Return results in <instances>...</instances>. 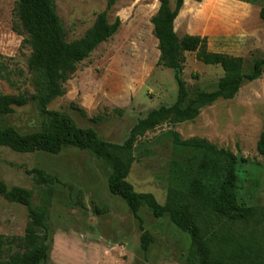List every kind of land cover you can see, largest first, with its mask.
I'll list each match as a JSON object with an SVG mask.
<instances>
[{"label": "rangeland", "instance_id": "rangeland-1", "mask_svg": "<svg viewBox=\"0 0 264 264\" xmlns=\"http://www.w3.org/2000/svg\"><path fill=\"white\" fill-rule=\"evenodd\" d=\"M108 2L54 0L67 41L82 37L103 11H107L109 23L118 17L121 24L77 65L64 84V95L48 109L69 115L80 128H93L107 142L122 144L150 110L175 102L177 84L174 72L158 65V42L151 23L158 0H116L110 8ZM262 7L264 0H184L174 30L179 37H206L210 51L241 57L248 71L254 60L264 58ZM15 9L14 0H0V62L10 71V82L0 79V94L34 93L37 80V72L28 70L30 49L23 42L24 35L15 31ZM184 55L179 75L189 95L215 90L222 69L197 61L193 53ZM47 122L32 102L1 118L0 128L12 126L28 133L42 130ZM263 126L264 74L244 83L233 99H219L202 108L193 121L163 124L140 138L127 181L136 192L151 193L164 204L169 162L181 156L165 134L173 130L183 140L206 139L232 151L240 160L236 169L239 204L264 207V157L256 150ZM32 169H42L58 180L52 192L37 186L26 174ZM110 171V166L91 152L71 146L55 155L21 154L0 147V179L9 188L29 190L32 204L46 207L50 237L46 264H184L190 246L188 234L167 215L155 218L146 206L139 211L141 225L153 241L147 251L141 249L139 222L124 200L107 188ZM27 220L24 206L0 196V235L22 236ZM239 229L225 227L223 233L230 231L236 236ZM259 243L264 248V234Z\"/></svg>", "mask_w": 264, "mask_h": 264}, {"label": "trees", "instance_id": "trees-1", "mask_svg": "<svg viewBox=\"0 0 264 264\" xmlns=\"http://www.w3.org/2000/svg\"><path fill=\"white\" fill-rule=\"evenodd\" d=\"M115 1L109 0L108 7ZM14 2L18 21L15 31L24 35L23 42L30 49L28 70L37 72V80L34 93L0 94V119L33 102L48 122L42 130L28 133H20L12 126L0 128V147L21 154L44 152L55 155L71 146L87 150L108 164L111 171L107 188L112 195L124 200L139 222L143 251H147L153 241L141 225L139 211L146 206L155 218L167 215L177 228L188 234L190 246L184 264H264V248L259 243L264 234V207L239 204L236 169L240 160L229 149L218 148L206 139L196 137L183 140L177 132L169 130L165 134L181 156L169 162L164 204H159L151 193L136 192L127 181L135 161L133 152L140 138L163 124L173 126L193 121L202 108L219 99H233L244 83L253 82L264 74V58L254 60L246 71L241 57L210 51L206 37L191 34L179 37L174 22L184 0H174L173 4L170 0H158V9L151 19L153 35L158 42V65L174 72L176 100L170 106L150 110L131 128L122 144L110 143L93 128H80L69 115L49 110L48 106L64 95V84L77 65L117 32L120 19L116 17L109 23L107 11H103L82 37L67 41L54 0ZM259 18L264 21V7L259 10ZM185 53H193L197 61L222 69L223 75L215 90H198L189 95L186 83L179 75ZM0 79L10 82V71L2 62ZM256 150L264 157V126ZM26 174L37 186H45L49 193L58 182L42 169L27 170ZM0 196L9 203L24 206L28 213L22 236L0 235V264H46L50 250L46 207L34 206L29 190L17 186L9 188L1 179ZM260 224L262 228L257 229ZM236 226L240 227V235L235 236L230 231H226L227 235L223 233L225 227L236 230Z\"/></svg>", "mask_w": 264, "mask_h": 264}]
</instances>
